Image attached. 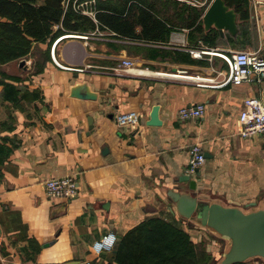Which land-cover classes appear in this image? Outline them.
Returning a JSON list of instances; mask_svg holds the SVG:
<instances>
[{
    "label": "crops",
    "instance_id": "0c3cea01",
    "mask_svg": "<svg viewBox=\"0 0 264 264\" xmlns=\"http://www.w3.org/2000/svg\"><path fill=\"white\" fill-rule=\"evenodd\" d=\"M195 1L186 2L200 10L202 33L178 27L176 10L168 7L155 16L169 30L164 27L155 39L96 26L97 34L56 42L60 65L50 53L54 39L0 64V70L20 77L15 103L4 100L0 85V143L10 148L0 163V264L113 263L114 249L95 254L92 243L109 231L119 237L152 216L178 223L193 242H210L215 263L224 240L181 217L167 195L168 189L188 190L179 178L194 143L206 157L193 176L194 195L242 207L264 205V134L242 136L238 122L244 98L264 102V81L215 87L204 79L226 73L210 51L241 49L264 57V0L248 1L247 18L228 5L238 29L223 35L214 26L204 28L211 0ZM141 12L129 13L138 21L136 33ZM211 28L218 38L208 47L202 35ZM123 59L132 64L122 67ZM195 102L205 105L203 115L180 119L178 109ZM127 110L139 113L137 126L117 125L116 114ZM153 112L158 124L149 123ZM65 175L76 178L78 195L51 197L44 181Z\"/></svg>",
    "mask_w": 264,
    "mask_h": 264
},
{
    "label": "trees",
    "instance_id": "16d2710c",
    "mask_svg": "<svg viewBox=\"0 0 264 264\" xmlns=\"http://www.w3.org/2000/svg\"><path fill=\"white\" fill-rule=\"evenodd\" d=\"M248 1L225 0L227 5L240 12L241 18L248 17ZM168 7L176 10L178 27H192V31L202 33L200 10L183 0H95V20L74 10L72 0H0V64L26 57L35 43L48 41L50 44L65 33L89 35L96 26L100 29L105 25L120 36L155 39L153 37H159L157 32L165 27L155 14ZM132 9L142 10L139 33L133 27L138 21L129 19ZM217 38L218 32L212 28L202 35L208 47L216 46ZM19 79L17 75L0 70L4 100L17 102L20 88L16 83ZM9 151L4 142L0 143V163L7 158ZM202 244L193 242L178 223L152 216L118 237L113 248L114 262L108 264H214L212 254Z\"/></svg>",
    "mask_w": 264,
    "mask_h": 264
},
{
    "label": "built area",
    "instance_id": "2783aa9c",
    "mask_svg": "<svg viewBox=\"0 0 264 264\" xmlns=\"http://www.w3.org/2000/svg\"><path fill=\"white\" fill-rule=\"evenodd\" d=\"M190 2L196 4L195 0H191ZM94 4L95 0H72V7L74 10L88 15L93 19L95 12ZM97 33H99V31L96 28L90 31L89 35ZM64 35L89 36L86 34L68 33L56 37L52 43L50 53L52 59L58 65L60 64L54 58V46ZM204 51L206 50H201V52ZM210 52L217 54V56L226 65V73L220 79L204 78L212 81L208 84L206 83V85L222 87L227 84H259L264 81V57L260 56L256 52L241 49ZM192 54L201 56L200 52ZM131 64L132 61L129 59H123L121 62L122 67H126ZM204 110L205 105L201 102L189 103L178 109V117L183 120L198 118L203 115ZM115 121L119 127H135L139 123V113L136 110L123 111L116 114ZM238 122L239 132L242 136L247 137L255 134H264V102L255 96H248L244 98L238 113ZM205 159V154L200 145L197 143L192 144L188 150L186 173L191 177L195 176ZM44 185L48 194L54 198L72 199L76 197L79 192L78 182L73 175L48 178L44 181ZM117 239L118 236L115 232H106L92 243V251L95 254H99L103 251L111 250L114 248Z\"/></svg>",
    "mask_w": 264,
    "mask_h": 264
},
{
    "label": "water",
    "instance_id": "95a60500",
    "mask_svg": "<svg viewBox=\"0 0 264 264\" xmlns=\"http://www.w3.org/2000/svg\"><path fill=\"white\" fill-rule=\"evenodd\" d=\"M202 20L205 29L214 26L220 35L224 30L235 34L238 29L236 12L225 0H211ZM158 122L153 112L149 123ZM179 180L188 182V190L167 191L177 213L225 242L214 264L247 262L252 258L264 263V205L256 206L255 202H251L248 207H242L218 198L203 199L193 194L197 187L193 177L186 173Z\"/></svg>",
    "mask_w": 264,
    "mask_h": 264
},
{
    "label": "rangeland",
    "instance_id": "374dc122",
    "mask_svg": "<svg viewBox=\"0 0 264 264\" xmlns=\"http://www.w3.org/2000/svg\"><path fill=\"white\" fill-rule=\"evenodd\" d=\"M183 1H185L186 2V0H183ZM188 1H191V0H188ZM44 54H42V56H43ZM133 66V65H132ZM215 236V235H214ZM213 236V237H214ZM217 237V236H216ZM200 243H203L202 245L205 247V249L208 251V249H209V245H210V242H207L206 240H203V241H201ZM224 247V246H223ZM222 250H223V248H222ZM210 252V251H209ZM221 253H222V251H221ZM254 259H257V258H252V259H250V260H248L247 262H245V263H251L252 261H254ZM258 260H260V259H258ZM261 261V260H260ZM214 262V261H213Z\"/></svg>",
    "mask_w": 264,
    "mask_h": 264
},
{
    "label": "bare ground",
    "instance_id": "6f19581e",
    "mask_svg": "<svg viewBox=\"0 0 264 264\" xmlns=\"http://www.w3.org/2000/svg\"><path fill=\"white\" fill-rule=\"evenodd\" d=\"M65 36H67V35H64V36H62V37H65ZM135 71H139L138 69H136Z\"/></svg>",
    "mask_w": 264,
    "mask_h": 264
}]
</instances>
